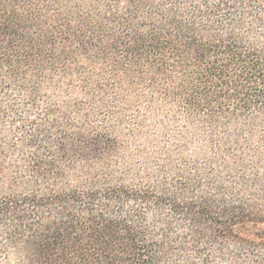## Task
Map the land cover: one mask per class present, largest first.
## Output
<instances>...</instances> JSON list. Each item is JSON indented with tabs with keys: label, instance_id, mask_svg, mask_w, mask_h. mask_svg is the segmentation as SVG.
Returning a JSON list of instances; mask_svg holds the SVG:
<instances>
[{
	"label": "trees",
	"instance_id": "trees-1",
	"mask_svg": "<svg viewBox=\"0 0 264 264\" xmlns=\"http://www.w3.org/2000/svg\"><path fill=\"white\" fill-rule=\"evenodd\" d=\"M264 0H0V264H264Z\"/></svg>",
	"mask_w": 264,
	"mask_h": 264
},
{
	"label": "rangeland",
	"instance_id": "rangeland-1",
	"mask_svg": "<svg viewBox=\"0 0 264 264\" xmlns=\"http://www.w3.org/2000/svg\"><path fill=\"white\" fill-rule=\"evenodd\" d=\"M258 149L261 151L258 163H253L254 170H258V203L264 208V145H260Z\"/></svg>",
	"mask_w": 264,
	"mask_h": 264
}]
</instances>
